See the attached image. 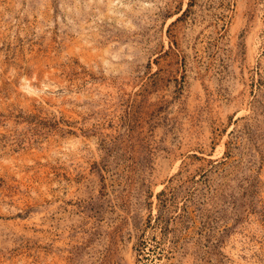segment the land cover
Returning <instances> with one entry per match:
<instances>
[{
  "label": "rangeland",
  "instance_id": "obj_1",
  "mask_svg": "<svg viewBox=\"0 0 264 264\" xmlns=\"http://www.w3.org/2000/svg\"><path fill=\"white\" fill-rule=\"evenodd\" d=\"M0 264H264V0H0Z\"/></svg>",
  "mask_w": 264,
  "mask_h": 264
}]
</instances>
